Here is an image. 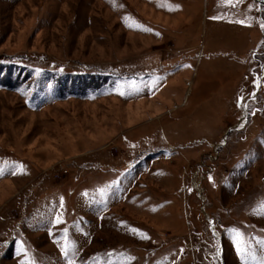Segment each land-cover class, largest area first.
I'll return each mask as SVG.
<instances>
[{
    "label": "rangeland",
    "instance_id": "374dc122",
    "mask_svg": "<svg viewBox=\"0 0 264 264\" xmlns=\"http://www.w3.org/2000/svg\"><path fill=\"white\" fill-rule=\"evenodd\" d=\"M261 241L264 0H0V264Z\"/></svg>",
    "mask_w": 264,
    "mask_h": 264
},
{
    "label": "snow or ice",
    "instance_id": "6c2138e0",
    "mask_svg": "<svg viewBox=\"0 0 264 264\" xmlns=\"http://www.w3.org/2000/svg\"><path fill=\"white\" fill-rule=\"evenodd\" d=\"M229 3H231V0H229ZM58 222H60L59 218H58ZM233 231H234V244L236 245L237 252L241 256V258L244 259L247 255L246 241L243 239L242 233H240L237 230H233ZM258 243H264V241Z\"/></svg>",
    "mask_w": 264,
    "mask_h": 264
}]
</instances>
